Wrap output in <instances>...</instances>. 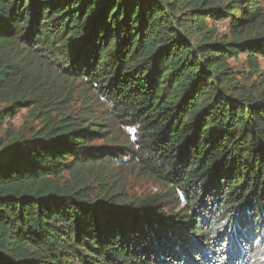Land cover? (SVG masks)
Returning a JSON list of instances; mask_svg holds the SVG:
<instances>
[{"label": "trees", "instance_id": "obj_1", "mask_svg": "<svg viewBox=\"0 0 264 264\" xmlns=\"http://www.w3.org/2000/svg\"><path fill=\"white\" fill-rule=\"evenodd\" d=\"M241 53L255 76L264 0H0V115L42 122L0 137V264H264V88ZM124 162L160 190L129 195Z\"/></svg>", "mask_w": 264, "mask_h": 264}, {"label": "rangeland", "instance_id": "obj_2", "mask_svg": "<svg viewBox=\"0 0 264 264\" xmlns=\"http://www.w3.org/2000/svg\"><path fill=\"white\" fill-rule=\"evenodd\" d=\"M209 24L212 23L210 19H208ZM259 69L260 72L255 76H249L247 71L248 67V59L245 53H241L237 59L232 58V65L240 72L245 71V73H239V78L245 84H253V86L259 87L260 89L264 88V57L260 56L258 58ZM244 74V75H243ZM58 86V84H55ZM93 93L85 91L84 87H74V92L72 94L71 99L68 100L69 105L68 110H80L83 108V101L85 99L93 98ZM9 103L5 101H0V111L3 110L4 107L8 106ZM32 108L30 107H22L20 110L18 109L15 114L11 116L5 117V115H0V137L7 138L9 135L24 133L25 135H29L32 130H36L42 126L41 119L35 118L36 113H32ZM122 133L118 136L114 133L111 135L107 141V144H126L131 141L133 130L130 128L121 129ZM102 139H97L93 142V144H102ZM129 162L121 163L120 165H116L122 168L124 182L126 183L128 189V194H146L153 193L160 190V185L156 183L152 179H148L144 176H140L136 173V171L130 168ZM95 186V191H98L102 188L101 185L97 183H91Z\"/></svg>", "mask_w": 264, "mask_h": 264}, {"label": "built area", "instance_id": "obj_3", "mask_svg": "<svg viewBox=\"0 0 264 264\" xmlns=\"http://www.w3.org/2000/svg\"><path fill=\"white\" fill-rule=\"evenodd\" d=\"M228 21H224V20H219L216 24V27L218 28L219 31L221 32H225L228 30Z\"/></svg>", "mask_w": 264, "mask_h": 264}]
</instances>
